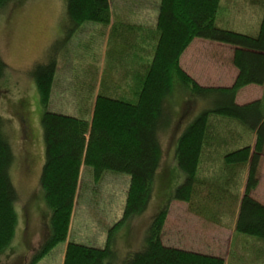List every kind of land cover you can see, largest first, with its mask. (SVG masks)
Here are the masks:
<instances>
[{
  "label": "trees",
  "instance_id": "obj_1",
  "mask_svg": "<svg viewBox=\"0 0 264 264\" xmlns=\"http://www.w3.org/2000/svg\"><path fill=\"white\" fill-rule=\"evenodd\" d=\"M15 1L0 0V10ZM64 4L68 21L63 30L68 22L73 31L83 24H102L106 29L111 24L109 0H64ZM219 8L220 0H161L156 45L150 62L139 67L141 80L132 94L136 101L114 98L99 89L90 119L47 109L57 52L48 53L33 67L44 109V164L37 195L51 213H46L48 242L31 264L60 243H67L63 264H226L221 256L163 243L172 200L186 203L193 215L209 222L221 224L233 215L232 245L239 234L264 239V204L253 197L264 156V99L236 103L241 88L264 86V19L258 35L248 36L218 27ZM197 38L234 47L232 63L239 73L232 87L201 86L182 68L181 56ZM117 42L115 26L110 43ZM8 72L0 48V79ZM216 113L223 117H215ZM17 116L26 135V112L18 107ZM183 118L185 125L175 135ZM171 133L176 137L173 161L165 165L163 140ZM14 160L7 125L0 116V255L14 240L19 221ZM83 169L96 183L110 173L130 176L123 217L109 230L104 247L68 241ZM156 199L160 200L158 210L151 213ZM140 221L145 225L142 249L128 252V246L120 255L117 233L125 229L124 237L129 238ZM263 251L259 247L260 257Z\"/></svg>",
  "mask_w": 264,
  "mask_h": 264
},
{
  "label": "rangeland",
  "instance_id": "obj_2",
  "mask_svg": "<svg viewBox=\"0 0 264 264\" xmlns=\"http://www.w3.org/2000/svg\"><path fill=\"white\" fill-rule=\"evenodd\" d=\"M62 1L17 0L0 10V48L9 66V72L0 79V116L7 125L14 151L12 178L20 192V202L16 208V210L20 208L17 230L14 240L0 255V264H31L32 261H35L37 253L47 244L48 232H50L46 213L48 211L51 213V209L45 200L38 198L37 195L44 164L45 147L41 125L44 109L37 84L32 76L33 67L44 61L48 53L53 55L57 52L55 58L58 61L59 47L63 48L62 40L68 37L65 44L74 67L73 69L70 66L71 71L66 74L70 87L65 89L62 82L64 72L59 73L57 68L53 83L57 93L52 87L47 109L61 114L83 115L85 119H90L94 92L100 89L105 94V87H93L94 84L100 85L97 83L95 74L103 64L104 68L101 67L103 73L112 76L114 70H110V59L115 63V56L118 57L117 49H112L117 44L110 43L109 40L107 45L106 40L104 41V47L100 51L104 33L107 38L113 20L111 19L109 29H106L102 24H86L83 31L85 43L80 46L81 33L71 35L73 30L69 26V22L66 23V29L63 30L64 24L63 21H60L64 14ZM191 44V49L194 52L184 58V64L190 70L193 78L200 85L202 84L201 86H217V83H212L207 78V72L219 74L221 71H215L213 68L219 67L220 69L225 66L231 68L224 64L220 58V53L223 52L224 56L226 50H219L218 46L210 41L196 40ZM100 54H102L103 61L99 59ZM126 64L123 61L118 63L119 78L122 68ZM118 82H122V80L120 79ZM133 93L132 87L120 86L119 95L116 96L136 101V95H132ZM179 93L183 94L182 89L179 90ZM201 100L202 98L199 97L200 105ZM172 105L175 107L173 103ZM18 107L26 112L28 119L26 128L29 135L23 133V126L17 116ZM196 108L199 109L198 104H196ZM176 111L175 109L174 112H171L174 114ZM214 116L223 117L220 113H216ZM180 120L178 128L175 129V135L179 134L185 125L184 118ZM175 139L176 137L171 133L167 134L163 140L165 165H169L173 161L171 148ZM107 176L106 179L96 183L83 169L81 179L83 182L77 194L68 241L104 247L109 230L122 219L124 197L126 198L130 176L120 173L118 176L113 173L107 174ZM182 183L183 176L179 179V185ZM41 193L43 194L42 189ZM253 197L264 204V156L260 166L259 186L253 192ZM159 202V199L155 200L151 207V213L158 210ZM167 209L163 230L164 244L184 250L221 256L225 259L226 264H264V251L261 253L263 258L260 257L259 252V247L260 249L264 248V239L239 234L240 238L235 239L232 245L233 215L225 217L221 224H218L193 215L189 211L188 205L180 201L168 202ZM149 216L151 215L148 214V218ZM145 220L147 221V217ZM144 226L141 221L135 223L129 238L124 237L125 229L117 233L115 244L120 248V255L125 252L128 246H130L128 252L134 253L142 249L141 240ZM66 245L58 244L42 260H37L36 264H63ZM253 256H259L260 260H254Z\"/></svg>",
  "mask_w": 264,
  "mask_h": 264
},
{
  "label": "crops",
  "instance_id": "obj_3",
  "mask_svg": "<svg viewBox=\"0 0 264 264\" xmlns=\"http://www.w3.org/2000/svg\"><path fill=\"white\" fill-rule=\"evenodd\" d=\"M109 1L113 24L110 29L107 28L109 29L107 38H105L106 33H104L100 51H102L104 47V41L106 40V45L108 40L110 41L112 30L116 26L118 42L116 43L117 46L113 47L112 49H117L118 57L115 56V63L112 59H110V70H114L112 76L103 73L101 69V67L104 68L103 64L98 68L95 77L97 83L100 85L98 86L97 84H94L93 87L105 86V95L119 98L116 95H119L120 86L132 87L133 92L134 89L136 90V87L139 85V81L141 80V76L138 74L139 67L146 65L153 57L156 45V37L158 34L157 21L161 0ZM62 4L65 9L64 0L62 1ZM263 19L264 0H220V8L216 18V25L220 28L235 31L244 35L257 36L263 23ZM60 21H63V24L68 21L65 13L62 14ZM85 27L86 24H83L71 32V35L74 33H81L80 46L84 45L85 43V37L83 35ZM67 39L68 37H65L62 40L63 48H60L61 50L59 49L60 52L58 51L57 61L59 73L64 72L62 82L65 89L70 87L69 80L66 78V74L71 71L70 66L74 69L73 65L71 64V56L68 54L65 44ZM196 40L203 39L197 38L194 41ZM213 44L217 45L219 50H226L224 56L223 52L220 53V58L224 64L229 65L231 68L229 69L227 66L220 67V69L219 67H215L213 69L215 71H221V73L217 74L215 72H207V78L212 83H217V86L213 87H231L236 81L239 73L238 69L232 63L234 57V47L218 42H213ZM118 45H120V47H118ZM191 46L192 44L186 49L180 60L182 68L190 76H192L191 72L183 61L185 57H189V55H192L194 52V50L191 49ZM99 59L100 61H103L102 54H100ZM105 59L106 61L108 60L107 53L105 54ZM120 61H123L127 64L122 68V74H120L121 77L119 78L118 63H120ZM120 79L122 82H118ZM53 88L54 92L57 93L54 85ZM98 91L99 89L97 92ZM97 92H94L93 108L90 114L91 117L95 106ZM67 93H69V91H67ZM121 93L123 94V91H121ZM91 95L92 93L90 96ZM260 99H264V86L250 84L239 90L236 96V103L239 105H246ZM253 142H255V139H253Z\"/></svg>",
  "mask_w": 264,
  "mask_h": 264
}]
</instances>
